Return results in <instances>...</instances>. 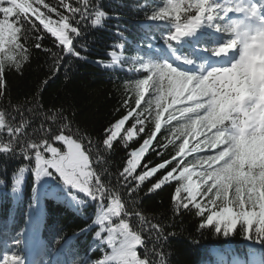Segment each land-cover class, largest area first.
Here are the masks:
<instances>
[{"label": "snow or ice", "instance_id": "obj_1", "mask_svg": "<svg viewBox=\"0 0 264 264\" xmlns=\"http://www.w3.org/2000/svg\"><path fill=\"white\" fill-rule=\"evenodd\" d=\"M237 14L238 18H233ZM105 18L99 0H57L56 4L0 0V98L7 93L6 71L21 72L30 60L29 41L34 39V48L52 60L49 77L31 99L11 105V111L0 110V132L6 129L8 136H0V154L27 161L14 170L11 192L16 198L22 195L30 172L34 184L29 213L39 209L50 180L65 192L74 210L95 201L92 224L74 235L97 227L93 239L99 245L90 248L89 254L100 245L111 249L103 259L91 262L71 258L68 248L70 259L57 264H169L170 253L163 245L174 235L166 229L175 224L127 210L121 194L110 187L111 180L102 178L107 172L105 153L117 141L128 149L117 184L129 196H135L146 181H152L147 194L176 181L172 195L175 215L195 210L200 218L198 231L211 228L228 238L239 227L244 239L264 247V0H167L154 8L147 19L165 22L161 45L150 37L147 44L137 46L138 53L147 47L146 53L122 57L111 51L107 63L96 61L108 69L119 65L121 70L128 63L132 66L129 71L145 75L125 85L135 93V106L125 99V114L104 129L102 141H95L74 130L72 119L63 112L49 115L42 93L61 68L70 66L71 58L87 59L82 54L87 45L80 44L78 50L74 44V39L84 34L82 24L102 26ZM45 33L54 38L58 51L43 46ZM118 34L126 39L119 29ZM113 47L122 49L124 44ZM23 112L30 113L31 119H25ZM13 113L20 114L18 122ZM36 117H42L40 124L29 133ZM48 121L55 123V129ZM146 121L153 125L147 132ZM173 121L178 123L168 129L164 142L157 141L162 126ZM36 133L38 139L33 138ZM134 141H139L138 146L130 147ZM55 142L62 143L64 150L53 146ZM170 145L173 154L163 158L157 149ZM150 151L161 157V162L150 166L149 160L137 173ZM189 156L193 158L189 160ZM133 216L138 226L130 224ZM24 235L22 229L13 245L24 244ZM138 248L143 249L142 256ZM0 264H26V260L18 252H5Z\"/></svg>", "mask_w": 264, "mask_h": 264}, {"label": "trees", "instance_id": "obj_2", "mask_svg": "<svg viewBox=\"0 0 264 264\" xmlns=\"http://www.w3.org/2000/svg\"><path fill=\"white\" fill-rule=\"evenodd\" d=\"M46 2L56 4L57 0H46ZM70 2L75 3V0ZM99 2L102 10L107 13L102 26L92 27L90 23L85 22L81 26L83 36L74 39L78 50H80V44L87 45L88 50L82 53L87 59L71 58L70 66L67 69L61 68L59 75L50 80L42 93L43 105L49 115L57 110L63 112L65 116L72 119L74 130L78 129L81 134L95 141H102L104 129L125 114L126 109L122 107L125 99H128L133 107L135 106V93L131 89H126L125 85L145 75L143 72L137 74L129 71L132 66L128 63H125L121 70L119 65L108 69L96 61L107 63L111 51H116L117 55L122 57L146 53L147 47H142L138 53L137 46L147 44L150 37L157 45H161L160 34L166 31L165 22L150 21L147 15H150L154 8L163 6L167 0H118V2L117 0H99ZM53 18L55 19V16ZM118 29L126 39H121ZM53 40L50 34L45 33L42 44L46 48L58 51ZM121 43L124 44L122 49L113 47ZM34 44L33 39L26 45L30 50V60L23 65L21 72L6 71L7 93L0 98V110L11 111V105L23 104L31 99L38 92V85L49 77L48 67L52 60L43 51L35 49ZM147 99L148 96L145 97V101ZM145 101H142L141 108L146 107ZM22 114L25 119H31L30 113ZM13 115L18 122L20 114L13 113ZM41 119L42 117L32 119L27 131L31 133L32 127L39 126ZM46 123L55 129L54 122ZM130 123L131 121L129 125ZM177 123L178 121H173L171 125L162 126L161 133L157 135V141L163 143L164 137L168 135V129ZM152 127L153 125L146 121V132ZM39 135L36 133L33 138L38 139ZM0 136L7 139V130L0 132ZM138 143L139 141H134L130 147L138 146ZM53 145H60V150H64L62 143L55 142ZM157 150L162 152L163 158H169L174 152V147L170 145L167 149L158 148ZM101 151H103L102 148ZM127 152L128 149L123 148L117 141L113 149L105 153L107 164L104 166L107 172L102 178L106 182L111 180L110 187L121 194L127 210L133 213L139 211L150 219L155 217L161 222L175 224V227L166 229L174 235L169 236L163 245V250L170 253L169 264H259V261L264 260V247L251 244L244 239L239 227L234 235L224 238L215 234L211 228L198 231L200 218L195 215V210H182L180 215H175L172 211V195L177 186L176 181L166 184L162 189L151 194L147 193L152 181H146L135 196H129L126 189L118 186L116 179L127 159ZM203 154L206 153H201ZM95 157L94 151L91 159L94 160ZM192 158V156L188 157L189 160ZM149 160L152 161L150 166H154L161 162V157L150 151L144 157L137 173L141 171L143 163ZM25 163L27 161L23 157L6 158L5 155L0 154V180L4 181L0 184V244L6 246L11 253L18 252L25 258L26 252L22 250L24 244L16 247L13 241L17 233L28 227L32 231L30 247H36V243L39 242L37 264H57V261L63 262L70 259L68 248H71L73 253L71 258L81 261L88 258L91 262L103 259L104 255L111 251L107 245L95 247V250L89 254L90 248L99 245V241L93 239L98 231L97 227L74 235L80 229L92 224L97 211L96 202L89 200L82 210H74L65 200L54 194L56 181L50 180L43 189L47 195L42 197L39 209L29 213L28 205L31 202L34 184L32 173L26 174L23 193L19 198L13 196L11 192L12 174ZM154 180L155 177H153ZM80 196L87 199L82 193ZM133 200H135L134 204ZM113 220L118 222L117 218ZM129 222L138 226L134 216ZM57 238H62L60 243L56 242ZM145 238L147 239L146 233ZM64 241H67V244ZM138 254L142 256L143 249L138 248Z\"/></svg>", "mask_w": 264, "mask_h": 264}, {"label": "rangeland", "instance_id": "obj_3", "mask_svg": "<svg viewBox=\"0 0 264 264\" xmlns=\"http://www.w3.org/2000/svg\"><path fill=\"white\" fill-rule=\"evenodd\" d=\"M53 146H55V147L61 149L60 145H53ZM193 179H195V177H194ZM54 189H55V193H54V194L58 195L59 198L65 200L66 203H68V205L71 206V202H70V200H69L68 197L66 196L65 192L57 186V183L54 185ZM76 194H77L78 196H80V193H76ZM80 197H81V196H80ZM24 230H25V235H24L25 243H24V247H23L22 250H23L24 252L30 253V255H29L28 259H27V263H26V264H36L35 259H33L34 254H35V251H36V250H35L36 248H34V250H32V249L30 248V236H31V234H32V231H31L30 229L26 228V227L24 228ZM38 243H39V242H38ZM38 243H36V245H39ZM5 252H7L8 254H11V252H9L8 249H6V247L3 248V247L0 245V256H2ZM32 255H33V256H32Z\"/></svg>", "mask_w": 264, "mask_h": 264}]
</instances>
